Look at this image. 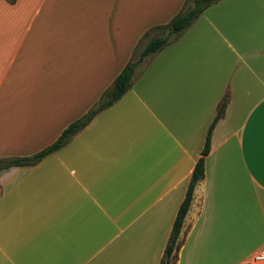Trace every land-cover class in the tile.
<instances>
[{
  "label": "crops",
  "instance_id": "obj_1",
  "mask_svg": "<svg viewBox=\"0 0 264 264\" xmlns=\"http://www.w3.org/2000/svg\"><path fill=\"white\" fill-rule=\"evenodd\" d=\"M185 0H0V158L40 151ZM227 95L175 264L264 249V0H219L58 151L0 172V264H159Z\"/></svg>",
  "mask_w": 264,
  "mask_h": 264
},
{
  "label": "trees",
  "instance_id": "obj_2",
  "mask_svg": "<svg viewBox=\"0 0 264 264\" xmlns=\"http://www.w3.org/2000/svg\"><path fill=\"white\" fill-rule=\"evenodd\" d=\"M14 0H9L13 2ZM219 0H185L179 12L167 23L151 27L147 30L143 38H148L146 44L135 57L133 51L129 61L116 75L111 86H109L101 95L99 100L89 108L82 116L70 122L60 133L55 141L48 146L44 147L38 152L25 156H6L0 158V172L13 166H29L41 160L46 155L58 151L63 147L71 137L79 130L84 128L91 119L104 108L112 105L118 100L132 85V78L135 70L140 66L143 60L153 55L171 42L176 40L179 35L191 25V23L211 4ZM190 5L188 6V4ZM151 34V35H150ZM227 95L220 101L217 113L212 120L205 141L201 150L200 156L197 159L192 174L190 176L185 196L180 203L176 216L174 218L171 231L164 248L163 256L159 264H175L177 259V251L182 243L180 238L181 229L185 216L190 208L193 193L198 182L203 179L205 175V157L209 153L210 139L212 129L215 123L223 115L224 109L227 104Z\"/></svg>",
  "mask_w": 264,
  "mask_h": 264
},
{
  "label": "built area",
  "instance_id": "obj_3",
  "mask_svg": "<svg viewBox=\"0 0 264 264\" xmlns=\"http://www.w3.org/2000/svg\"><path fill=\"white\" fill-rule=\"evenodd\" d=\"M251 264H264V249L253 255Z\"/></svg>",
  "mask_w": 264,
  "mask_h": 264
},
{
  "label": "rangeland",
  "instance_id": "obj_4",
  "mask_svg": "<svg viewBox=\"0 0 264 264\" xmlns=\"http://www.w3.org/2000/svg\"><path fill=\"white\" fill-rule=\"evenodd\" d=\"M6 1H8L9 2V0H6ZM9 3H11V2H9ZM190 5V3L188 4V6ZM151 35V34H150ZM147 39L148 38H143L141 41H140V43L137 45V47H136V49H135V57H137L138 56V54H139V52L142 50V48L144 47V45L146 44V42H147Z\"/></svg>",
  "mask_w": 264,
  "mask_h": 264
}]
</instances>
